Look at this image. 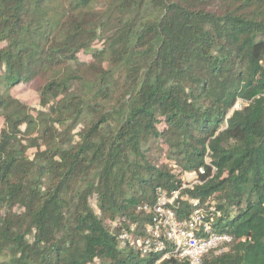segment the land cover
I'll return each mask as SVG.
<instances>
[{"label": "trees", "instance_id": "trees-1", "mask_svg": "<svg viewBox=\"0 0 264 264\" xmlns=\"http://www.w3.org/2000/svg\"><path fill=\"white\" fill-rule=\"evenodd\" d=\"M0 120V264H155L158 189L264 264V0H0Z\"/></svg>", "mask_w": 264, "mask_h": 264}, {"label": "built area", "instance_id": "built-area-1", "mask_svg": "<svg viewBox=\"0 0 264 264\" xmlns=\"http://www.w3.org/2000/svg\"><path fill=\"white\" fill-rule=\"evenodd\" d=\"M185 174L192 179L183 180L181 188L199 182L195 172ZM179 197V189L170 194L158 189L156 201L149 208L151 221L145 226L144 233L135 237L123 233L120 239L130 242L144 256L159 254L155 264L170 257L185 259L187 264H203V256L210 251L215 254L226 251L231 236L214 229L213 217L206 218L205 207L199 206V200L184 197L192 206L191 211L183 218L176 215L173 208ZM143 209L148 208L144 206Z\"/></svg>", "mask_w": 264, "mask_h": 264}, {"label": "rangeland", "instance_id": "rangeland-1", "mask_svg": "<svg viewBox=\"0 0 264 264\" xmlns=\"http://www.w3.org/2000/svg\"><path fill=\"white\" fill-rule=\"evenodd\" d=\"M80 59L82 60H87L88 56H84L82 54L79 55ZM15 95L19 99H21L24 103L28 104L32 108H37L39 109L38 102H37V96L34 93L33 90H31L29 87H18L15 89ZM241 106V102L238 101L235 105L234 108H239ZM2 125V121L0 120V127ZM192 178L190 175L186 176V174L183 175V180L186 182L188 180H191Z\"/></svg>", "mask_w": 264, "mask_h": 264}]
</instances>
